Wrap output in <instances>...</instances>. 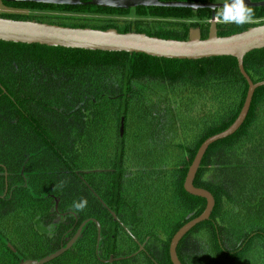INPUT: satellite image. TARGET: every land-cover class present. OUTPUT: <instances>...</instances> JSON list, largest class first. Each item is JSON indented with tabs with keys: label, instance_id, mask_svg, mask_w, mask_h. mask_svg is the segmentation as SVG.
Returning a JSON list of instances; mask_svg holds the SVG:
<instances>
[{
	"label": "trees",
	"instance_id": "16d2710c",
	"mask_svg": "<svg viewBox=\"0 0 264 264\" xmlns=\"http://www.w3.org/2000/svg\"><path fill=\"white\" fill-rule=\"evenodd\" d=\"M1 1L84 16L1 18L178 41L195 28L205 39L211 17L209 9ZM251 9L253 22L221 21L217 35L264 24V7ZM130 12L135 20L89 18ZM243 67L253 83L264 81V48L247 53ZM247 89L233 57L178 60L0 41V264L41 261L80 228L72 246L45 264H172L171 238L206 205L184 191L187 171L200 145L235 121ZM193 185L215 205L179 242L180 263L264 264V86L240 128L207 148ZM82 200L83 210L75 209Z\"/></svg>",
	"mask_w": 264,
	"mask_h": 264
},
{
	"label": "water",
	"instance_id": "95a60500",
	"mask_svg": "<svg viewBox=\"0 0 264 264\" xmlns=\"http://www.w3.org/2000/svg\"><path fill=\"white\" fill-rule=\"evenodd\" d=\"M12 3H40L47 5L78 6L87 5L112 9H129L136 7L189 8L191 10L209 9L211 11L208 34L201 39L199 29H191L187 39L183 41L151 37L143 33H119L115 29L97 30L91 28H70L35 21L12 20L0 17V41L19 44H38L48 47L79 49L101 52H124L144 54L149 57L200 60L213 57H233L241 76L245 79L248 89L243 106L235 121L224 131L207 138L198 148L195 157L187 171L183 189L195 197L206 201L203 212L184 224L171 238L169 258L172 264H181L176 253L181 239L196 225L207 221L215 205L213 196L204 189L193 185V180L207 148L216 141L234 134L244 122L254 91L264 86V81L253 83L244 71L243 58L254 50L264 48V24L249 27L247 30L220 37L217 35V19L215 11L222 9L224 3H193L160 0H4ZM250 8L264 7V0L252 2L245 0ZM81 228L69 243L59 251L41 261H21L19 264H45L65 251L75 242Z\"/></svg>",
	"mask_w": 264,
	"mask_h": 264
},
{
	"label": "clouds",
	"instance_id": "9594fccd",
	"mask_svg": "<svg viewBox=\"0 0 264 264\" xmlns=\"http://www.w3.org/2000/svg\"><path fill=\"white\" fill-rule=\"evenodd\" d=\"M253 10L248 7L245 0H226L222 10L217 13L216 19L223 23H232L238 26L253 22ZM87 201L82 200L74 204L75 209L83 210Z\"/></svg>",
	"mask_w": 264,
	"mask_h": 264
},
{
	"label": "rangeland",
	"instance_id": "374dc122",
	"mask_svg": "<svg viewBox=\"0 0 264 264\" xmlns=\"http://www.w3.org/2000/svg\"><path fill=\"white\" fill-rule=\"evenodd\" d=\"M259 1H263V0H259ZM218 3H224L226 2V0H218ZM0 13L1 14H23V15H29L32 17H39V18H53V19H61V18H65V17H73V18H77V17H84V16H78V14H69V13H59V12H40V11H29V10H17V9H12L9 7H6L3 5L2 1L0 0ZM56 17V18H55ZM89 18H101V19H105V18H109L115 21H131V20H135L136 17L134 16V14L132 12L129 13V15L127 16H112V17H102V16H89ZM217 23H221V21L216 20ZM262 21V20H261ZM190 22H198L199 24L204 25L205 22L203 20L197 21V20H187L186 23L189 24ZM260 21H256L254 23H257ZM208 23H210V20L208 21ZM198 29V28H195ZM191 30V29H190Z\"/></svg>",
	"mask_w": 264,
	"mask_h": 264
}]
</instances>
